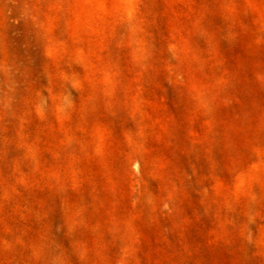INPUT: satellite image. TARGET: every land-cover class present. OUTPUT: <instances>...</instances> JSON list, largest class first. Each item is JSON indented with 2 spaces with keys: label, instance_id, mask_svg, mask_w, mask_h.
<instances>
[{
  "label": "rangeland",
  "instance_id": "rangeland-1",
  "mask_svg": "<svg viewBox=\"0 0 264 264\" xmlns=\"http://www.w3.org/2000/svg\"><path fill=\"white\" fill-rule=\"evenodd\" d=\"M0 264H264V0H0Z\"/></svg>",
  "mask_w": 264,
  "mask_h": 264
}]
</instances>
